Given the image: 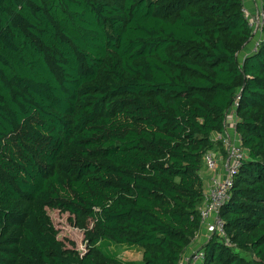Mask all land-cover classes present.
Listing matches in <instances>:
<instances>
[{
  "label": "trees",
  "instance_id": "1",
  "mask_svg": "<svg viewBox=\"0 0 264 264\" xmlns=\"http://www.w3.org/2000/svg\"><path fill=\"white\" fill-rule=\"evenodd\" d=\"M252 37L244 0H0V264H177L237 93L247 159L202 264H264V24L240 56Z\"/></svg>",
  "mask_w": 264,
  "mask_h": 264
},
{
  "label": "built area",
  "instance_id": "2",
  "mask_svg": "<svg viewBox=\"0 0 264 264\" xmlns=\"http://www.w3.org/2000/svg\"><path fill=\"white\" fill-rule=\"evenodd\" d=\"M255 15L244 8L248 24L253 30L255 51L260 42L261 27L264 24V9L261 1L254 4ZM240 96L237 93L232 107L227 111L225 129L212 134L213 141H219L224 149L221 153L208 150L203 157V163L210 173L208 185L204 188V196L200 205L201 228L209 238L212 234L224 235V221L220 215L221 207L231 197V187L235 176L247 159V150L241 145V135L235 130L236 108ZM221 161V164H220ZM205 251L202 245L184 252L177 264H202Z\"/></svg>",
  "mask_w": 264,
  "mask_h": 264
},
{
  "label": "rangeland",
  "instance_id": "3",
  "mask_svg": "<svg viewBox=\"0 0 264 264\" xmlns=\"http://www.w3.org/2000/svg\"><path fill=\"white\" fill-rule=\"evenodd\" d=\"M202 173L203 175L207 174V169L205 167H203ZM47 212L58 231L57 238L62 242L64 247L83 253L87 248L85 230L79 226L75 217L69 212L57 208H47ZM207 237L208 236L203 232V228H201L196 238L190 245L192 247L189 248V250L196 248L199 245L203 246V244L208 240ZM109 248L124 261H141V252L134 246L111 243ZM246 257L250 258L248 255H246Z\"/></svg>",
  "mask_w": 264,
  "mask_h": 264
},
{
  "label": "crops",
  "instance_id": "4",
  "mask_svg": "<svg viewBox=\"0 0 264 264\" xmlns=\"http://www.w3.org/2000/svg\"><path fill=\"white\" fill-rule=\"evenodd\" d=\"M258 0H244V8L247 9L249 11L250 14L255 15V9H254V4L255 2H257ZM254 46V37H252V39L250 40V42L248 44H246L242 50L240 51V56H243L247 53L252 52ZM210 173L207 171L206 175H203V179L204 180V188L207 187L208 185V179H209ZM189 250V249H188Z\"/></svg>",
  "mask_w": 264,
  "mask_h": 264
}]
</instances>
